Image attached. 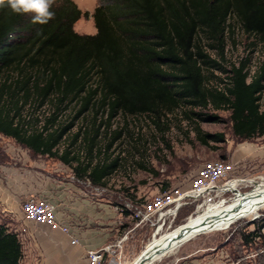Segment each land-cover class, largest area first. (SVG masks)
<instances>
[{
	"label": "trees",
	"instance_id": "16d2710c",
	"mask_svg": "<svg viewBox=\"0 0 264 264\" xmlns=\"http://www.w3.org/2000/svg\"><path fill=\"white\" fill-rule=\"evenodd\" d=\"M50 10L54 18L40 24L33 23L34 13L0 9V133L34 153L55 157L71 165L77 177L102 185L119 160L110 161L102 156L107 148H98L103 123L96 122L103 112L107 126L119 114L147 115L159 126L182 107L211 105L231 112L237 136L264 135V60L254 72L244 61L233 64L221 87L212 86L208 76L215 66L208 50L224 57L237 28L264 43V0H100L94 34L75 29L89 12L74 0H55ZM27 106H47L49 115L43 122L26 118ZM71 108V119L62 123L60 116ZM89 111L94 112L89 132L83 135L82 124L70 136ZM197 114L218 120L214 114ZM213 137L204 134L201 141L209 144ZM80 139L83 151H76ZM262 227L252 235L263 236ZM22 258L18 234L1 224L0 264H21Z\"/></svg>",
	"mask_w": 264,
	"mask_h": 264
},
{
	"label": "rangeland",
	"instance_id": "374dc122",
	"mask_svg": "<svg viewBox=\"0 0 264 264\" xmlns=\"http://www.w3.org/2000/svg\"><path fill=\"white\" fill-rule=\"evenodd\" d=\"M74 1L83 11L89 12L88 16H82L78 20L75 29L81 34L96 33L93 13L100 4V0ZM208 51L211 58L215 60V66L208 69L210 84L218 87L227 83V70L233 64H240L244 61L254 72L264 60V43L255 35H248L240 28H237L234 33H230L224 57L219 55L217 50ZM1 81H3L2 78L0 84ZM261 105L264 108V94ZM192 111L196 114H192ZM73 113L71 108L62 114L61 122H69ZM197 113L214 114L218 116V120H206ZM23 115L31 119L39 118L40 122H43L49 115V111L47 106L39 110L27 106L23 110ZM93 116V111L82 114L75 123L70 136L77 132L82 124H84L85 131L83 135L88 133L93 126ZM106 118V113H100L96 122L97 125L103 123L100 128L98 148L100 145L102 148H107L106 154L102 156H107L110 161L119 158L118 165L102 185H95L88 178L85 181H89L98 192L111 197L115 204L132 214V220L140 219L136 214V209L142 206L141 204L146 200L174 187L189 188L192 178L206 161L221 159L235 165V170L230 178L223 180L219 185H224L232 180L244 179L237 187V191L228 190L220 194L214 192L185 205L174 220L160 222L162 224L160 231H157L159 226L157 218H153L154 221L146 220L145 223L150 226H145L143 233L137 236L140 243L141 240H144L145 248L154 236L171 232L185 224L191 216L203 213L209 204L220 203L223 200L229 204L234 200L238 191L241 193L252 192L255 185L248 181L259 182L264 179V135L250 139L237 136L233 128L231 112L228 109L218 110L211 105L207 108L193 110L182 107L164 116L159 126L147 115L119 114L112 120L111 126L105 124ZM198 129L202 130L201 133L198 132ZM116 132L121 133L120 137L108 147ZM204 134L214 136L209 144H204L201 141V135ZM69 139L70 137L61 145V149L66 146ZM10 143L12 144L10 150H13L17 157L29 153L39 159L59 160L55 157L36 154L14 138L0 133L1 153ZM15 145L17 148H14ZM83 147L84 143L80 139L74 149L83 151ZM97 157L99 158V155ZM66 165L74 170L71 165ZM260 226H263L260 231L263 236L252 235V232ZM244 236H249V241L246 243L243 239ZM226 238L229 241L228 250L232 261L237 264H264V206L257 210V214L235 219L226 228L199 233L185 242L213 247L220 245ZM188 242L181 243L171 252L155 259L153 264H163L165 260L173 259L179 250L186 247ZM137 258L129 260L123 257L128 261L127 264H132ZM201 259L204 258H195L191 264H200L202 263ZM105 262H107L106 257ZM23 264H27V262L24 261Z\"/></svg>",
	"mask_w": 264,
	"mask_h": 264
},
{
	"label": "crops",
	"instance_id": "0c3cea01",
	"mask_svg": "<svg viewBox=\"0 0 264 264\" xmlns=\"http://www.w3.org/2000/svg\"><path fill=\"white\" fill-rule=\"evenodd\" d=\"M11 146L0 152V225L18 234L23 246L21 264H87L92 250H104L109 264H115L119 256L129 260L140 256L144 240L140 243L137 236L149 224L132 220V214L86 178L77 177L61 160L29 153L17 157ZM30 198L48 201L69 231L28 219L23 203ZM228 243V238L213 247L188 242L163 264H191L195 258H204L200 264H231Z\"/></svg>",
	"mask_w": 264,
	"mask_h": 264
},
{
	"label": "built area",
	"instance_id": "2783aa9c",
	"mask_svg": "<svg viewBox=\"0 0 264 264\" xmlns=\"http://www.w3.org/2000/svg\"><path fill=\"white\" fill-rule=\"evenodd\" d=\"M234 170L235 165L232 162L221 159L206 161L192 178L189 188L174 187L166 190L143 202L142 206L137 207L136 214L142 221L157 218L158 224L167 220H174L185 205L217 192V189L222 186L219 183L230 178ZM23 212L30 220L47 224L53 229L69 231L68 226L59 221L54 207L44 199L30 198L26 200L23 203ZM113 262L115 264H127L128 261L119 256L114 258ZM87 264H109L105 262V251H89Z\"/></svg>",
	"mask_w": 264,
	"mask_h": 264
},
{
	"label": "bare ground",
	"instance_id": "6f19581e",
	"mask_svg": "<svg viewBox=\"0 0 264 264\" xmlns=\"http://www.w3.org/2000/svg\"><path fill=\"white\" fill-rule=\"evenodd\" d=\"M244 179L232 180L220 186L217 192L228 190L237 191V187ZM255 185L250 193L238 191L233 201L229 204L225 200L220 203H211L203 213L191 216L189 220L172 230L154 236L142 252V258L136 259L132 264H153L154 260L171 252L172 249L184 243L187 239L203 232L228 227L235 219L257 214V210L264 206V179L262 181H248ZM162 229L159 224L157 231ZM160 233V232H159Z\"/></svg>",
	"mask_w": 264,
	"mask_h": 264
},
{
	"label": "clouds",
	"instance_id": "9594fccd",
	"mask_svg": "<svg viewBox=\"0 0 264 264\" xmlns=\"http://www.w3.org/2000/svg\"><path fill=\"white\" fill-rule=\"evenodd\" d=\"M55 0H0V9L10 7L16 14L34 13L33 23L46 24L53 19L51 11Z\"/></svg>",
	"mask_w": 264,
	"mask_h": 264
},
{
	"label": "water",
	"instance_id": "95a60500",
	"mask_svg": "<svg viewBox=\"0 0 264 264\" xmlns=\"http://www.w3.org/2000/svg\"><path fill=\"white\" fill-rule=\"evenodd\" d=\"M143 252H144V251H143ZM142 254H143V253H141L140 256L137 258L138 260L142 258Z\"/></svg>",
	"mask_w": 264,
	"mask_h": 264
}]
</instances>
